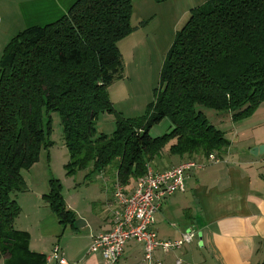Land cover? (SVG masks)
Masks as SVG:
<instances>
[{
	"label": "trees",
	"instance_id": "trees-1",
	"mask_svg": "<svg viewBox=\"0 0 264 264\" xmlns=\"http://www.w3.org/2000/svg\"><path fill=\"white\" fill-rule=\"evenodd\" d=\"M162 2L165 0H154ZM133 0H76L57 21L23 29L0 58V254L4 264H46L30 249L28 231L14 226L27 190L22 171L54 143L44 126L57 111L69 160L66 173L115 166L124 184L171 140L170 153L208 155L228 140L197 107L250 113L264 99V0H207L190 10L176 32L159 74L155 99L142 117L118 112L108 87L123 76L118 42L134 30ZM114 116L110 134L96 133L100 114ZM163 118L168 132L152 137ZM63 226H72L62 184L49 179L43 195Z\"/></svg>",
	"mask_w": 264,
	"mask_h": 264
},
{
	"label": "crops",
	"instance_id": "crops-1",
	"mask_svg": "<svg viewBox=\"0 0 264 264\" xmlns=\"http://www.w3.org/2000/svg\"><path fill=\"white\" fill-rule=\"evenodd\" d=\"M75 1L0 0V58L13 36L25 28L57 21ZM226 113L214 115L215 127L228 140L213 153L219 162L190 170L184 190L161 200L154 213L152 228L159 238L175 240L190 232L192 240L179 249H155L151 264H264V99L240 118L233 119L231 112ZM174 143L171 139L147 167L163 171L182 161H202L207 156L170 153ZM54 146L46 153L47 171L39 169L43 150L38 162L23 170L28 175L22 171L27 190L16 196L21 212L14 226L23 222L18 229L29 232L32 251L47 255L58 245L68 264H105L102 253L89 251V247L93 235L107 232L115 224L119 210L114 197L117 170L109 165L100 172L89 168L67 174L69 154L62 141L56 173L51 152ZM258 146L262 150L254 154L253 148ZM51 177L62 184L64 204L75 215L72 226L60 224L43 198ZM138 178L130 177L122 184L125 193L133 192ZM0 264H4L1 254ZM46 264L58 263L51 260ZM117 264H147L142 242L128 240Z\"/></svg>",
	"mask_w": 264,
	"mask_h": 264
},
{
	"label": "rangeland",
	"instance_id": "rangeland-1",
	"mask_svg": "<svg viewBox=\"0 0 264 264\" xmlns=\"http://www.w3.org/2000/svg\"><path fill=\"white\" fill-rule=\"evenodd\" d=\"M207 0H133L131 25L133 32L118 42L123 58V76L108 87V93L115 109L128 118L142 117L155 99V90L159 85V74L166 52L173 43L176 32L187 21L190 10ZM201 110L209 121L216 125L215 114L225 116L224 111H215L202 106ZM44 126L55 145L52 149L53 167L57 173V156L62 143V125L57 111L50 112L49 125L44 115ZM170 121L163 118L150 128V135H162L169 131ZM96 132L110 134L115 129L114 116L108 113L99 115ZM47 150L41 153L39 163L47 171ZM23 171L26 176L29 172ZM40 172V171H39ZM41 174L39 173V177ZM79 178V177H78ZM66 186V185H65ZM18 195V194H17ZM16 195V196H17ZM19 223H16L18 228Z\"/></svg>",
	"mask_w": 264,
	"mask_h": 264
},
{
	"label": "built area",
	"instance_id": "built-area-1",
	"mask_svg": "<svg viewBox=\"0 0 264 264\" xmlns=\"http://www.w3.org/2000/svg\"><path fill=\"white\" fill-rule=\"evenodd\" d=\"M209 162H219L215 154H208L204 160L188 159L163 171L147 167L144 175L138 178L132 193H125L120 182L114 184V197L119 205L115 224L107 232L92 236L89 251H100L105 264H117L125 243L130 239L142 242L144 260L152 263L155 249H179L192 240V233H185L179 239H161L152 228L154 213L161 200L185 188V178L192 169H201ZM264 167V163H263ZM56 260L58 264H68L62 249L55 245L46 255V262Z\"/></svg>",
	"mask_w": 264,
	"mask_h": 264
},
{
	"label": "water",
	"instance_id": "water-1",
	"mask_svg": "<svg viewBox=\"0 0 264 264\" xmlns=\"http://www.w3.org/2000/svg\"><path fill=\"white\" fill-rule=\"evenodd\" d=\"M261 150H262V146H258V147H254L252 152L254 154H257L258 152H261Z\"/></svg>",
	"mask_w": 264,
	"mask_h": 264
}]
</instances>
